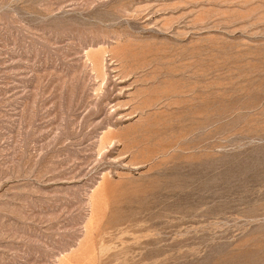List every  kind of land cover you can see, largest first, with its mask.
Listing matches in <instances>:
<instances>
[{
  "label": "rangeland",
  "instance_id": "1",
  "mask_svg": "<svg viewBox=\"0 0 264 264\" xmlns=\"http://www.w3.org/2000/svg\"><path fill=\"white\" fill-rule=\"evenodd\" d=\"M0 264H264V0H0Z\"/></svg>",
  "mask_w": 264,
  "mask_h": 264
}]
</instances>
